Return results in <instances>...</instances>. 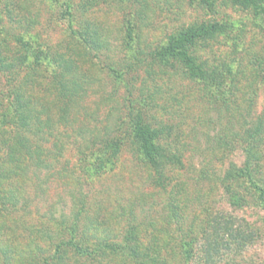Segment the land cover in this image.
Returning a JSON list of instances; mask_svg holds the SVG:
<instances>
[{"label":"rangeland","instance_id":"rangeland-1","mask_svg":"<svg viewBox=\"0 0 264 264\" xmlns=\"http://www.w3.org/2000/svg\"><path fill=\"white\" fill-rule=\"evenodd\" d=\"M253 3L0 0V116L12 112L0 141L48 150L36 167L21 149L24 175L0 146V264H264V0ZM201 22L222 32L191 51L183 35ZM186 49L235 77L210 82ZM18 112L31 131L15 128ZM147 129L172 159L160 171ZM113 143L112 162L87 170ZM128 234L133 256L99 248Z\"/></svg>","mask_w":264,"mask_h":264},{"label":"trees","instance_id":"trees-1","mask_svg":"<svg viewBox=\"0 0 264 264\" xmlns=\"http://www.w3.org/2000/svg\"><path fill=\"white\" fill-rule=\"evenodd\" d=\"M206 1V0H205ZM233 1H239V3H241L242 5H246V6H251V5H255L253 3V0H233ZM251 1V2H250ZM218 23H210V22H201L198 24H193L191 26H189L186 30L185 35H183V42L185 43H189L190 45V50H193V47L197 44V42L202 41V42H206L208 43V41L215 35L219 34L222 32V27L217 25ZM175 42H177L175 40ZM180 47L178 46H174L172 47V53L173 54H181L180 52L177 51V49H180ZM186 49V51L184 50V54L187 55L188 59H189V67L192 68H196V70L202 74V76L206 79L208 78L210 80V82H214L218 85H220L219 87H221L222 85H228L230 82L227 81L229 79H232L235 77L236 73L235 71L232 69V66L227 65L226 63H223V68L221 65H216L215 67H211L210 69L208 68L207 65H204V69H202L199 65H197V67L195 66V58H193L194 56L191 55V51ZM188 51H190V54L188 53ZM192 56V57H191ZM191 69V68H190ZM235 73V74H234ZM208 80V81H209ZM224 87V86H222ZM227 87V86H226ZM227 89V88H226ZM11 113H2L0 116V133L6 131L5 127H7L6 123L9 124L11 121ZM25 114H27L25 112ZM28 115V114H27ZM27 115H24L23 112H18L16 114H14V116H17L19 120H23L20 124H22V126H18L15 128H25L26 131H31L32 127L29 121V118ZM140 137H141V141H142V147L144 149V152L146 153V157L148 158V160L150 161V164H152V166L155 168L156 171H160V163L161 161H170L172 160L170 157L167 156V153H165V151L163 152L161 150V146L158 144V142H156V137H155V132H153L152 130L147 129L146 131H140ZM21 143L18 145H14L9 143L8 145L6 143H3L0 141V146H6V148L8 149V158L10 157L12 159V161H19L21 156H24L22 154L27 153L26 150H28L29 154H31L33 152V154H35V158H34V163H36V167L37 166H45L46 163L45 161H43V159L45 158V154L48 152L47 149L41 147L39 144H30V143H25L24 140L20 141ZM57 145L54 144L53 147ZM61 146V150L63 148H65V144L63 143V141L61 142V144H59ZM23 149L24 151H22L21 149ZM21 150L22 152L18 151ZM36 152V153H35ZM102 152L104 154H106L108 152V160H105V157L101 158L99 160V162L97 163V166H94V168H90L88 167L87 170L90 171H99L101 172L102 170L105 169V165L109 164V162H112V158L116 157V153L120 152V148L118 147V145L116 143L113 144H109V145H104V148L102 149ZM20 155H17V154ZM106 156V155H105ZM160 158V159H159ZM15 159V160H14ZM21 161V160H20ZM22 163L19 162L16 166H19ZM250 160L248 159L247 163L245 164V167L243 168V170H241V174L251 177L250 174ZM31 166L28 164H25L23 166H19V168H21V170L19 168H12L10 169L11 172H15V173H19V171H22L25 174H27ZM84 166H82L83 168ZM85 169V168H84ZM96 173V172H95ZM254 182V181H253ZM254 185L256 187V189L259 190V199L261 200V202L264 205V188L260 187L257 183L254 182ZM63 218V217H62ZM77 218L78 215L76 214V216L73 217L72 222L70 225H68V229L71 230V233H75V231L77 230ZM69 220L68 218H63L62 219V223H65L64 221ZM65 225V224H64ZM131 240L132 238H130L129 234L126 235V238L124 239V244L123 245H116V244H111V243H107V244H99V248H105V249H109L111 252L117 253V254H121L124 256H133L136 253V249L131 245ZM68 244L70 246H73L75 251L82 255V256H91L95 253L96 249L91 250L88 247H83L81 244H79L78 242H76L73 238H70L69 240H67Z\"/></svg>","mask_w":264,"mask_h":264}]
</instances>
